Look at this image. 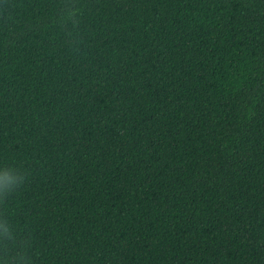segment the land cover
<instances>
[{"label":"trees","instance_id":"16d2710c","mask_svg":"<svg viewBox=\"0 0 264 264\" xmlns=\"http://www.w3.org/2000/svg\"><path fill=\"white\" fill-rule=\"evenodd\" d=\"M0 264H264V0H0Z\"/></svg>","mask_w":264,"mask_h":264},{"label":"clouds","instance_id":"9594fccd","mask_svg":"<svg viewBox=\"0 0 264 264\" xmlns=\"http://www.w3.org/2000/svg\"><path fill=\"white\" fill-rule=\"evenodd\" d=\"M65 13L67 16H74L76 13V10L71 4H68L65 6Z\"/></svg>","mask_w":264,"mask_h":264}]
</instances>
